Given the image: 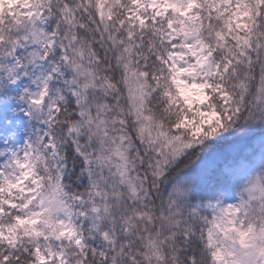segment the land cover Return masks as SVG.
<instances>
[{
    "label": "snow or ice",
    "instance_id": "1",
    "mask_svg": "<svg viewBox=\"0 0 264 264\" xmlns=\"http://www.w3.org/2000/svg\"><path fill=\"white\" fill-rule=\"evenodd\" d=\"M0 264H264V0H0Z\"/></svg>",
    "mask_w": 264,
    "mask_h": 264
}]
</instances>
